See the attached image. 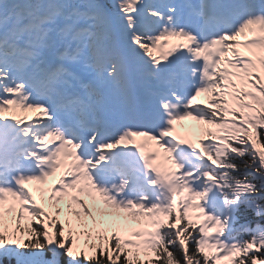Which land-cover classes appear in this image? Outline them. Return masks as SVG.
<instances>
[{
  "label": "snow or ice",
  "instance_id": "obj_1",
  "mask_svg": "<svg viewBox=\"0 0 264 264\" xmlns=\"http://www.w3.org/2000/svg\"><path fill=\"white\" fill-rule=\"evenodd\" d=\"M106 84L132 123L100 114ZM5 258L264 264V0H0Z\"/></svg>",
  "mask_w": 264,
  "mask_h": 264
},
{
  "label": "trees",
  "instance_id": "obj_2",
  "mask_svg": "<svg viewBox=\"0 0 264 264\" xmlns=\"http://www.w3.org/2000/svg\"><path fill=\"white\" fill-rule=\"evenodd\" d=\"M196 131H197V136H199L201 133H200V130H199V128H197L196 129ZM237 163H239V161H237ZM243 173V169H241V171L240 172H237V173H234V175H241ZM250 178V177H249ZM233 235H239V236H243V234L242 233H233ZM65 258H63V257H61V260L63 261ZM3 264H14V261H11V263H8V262H6V259H4V263Z\"/></svg>",
  "mask_w": 264,
  "mask_h": 264
},
{
  "label": "rangeland",
  "instance_id": "obj_3",
  "mask_svg": "<svg viewBox=\"0 0 264 264\" xmlns=\"http://www.w3.org/2000/svg\"><path fill=\"white\" fill-rule=\"evenodd\" d=\"M16 112H17V111H16ZM16 115L19 116V117H21V118H23V116H22L21 114H17V113H16ZM35 118H36V117H35V114L33 113V114L29 117L28 120H32V119H35ZM28 120H26V121H28ZM57 176H58V175H57ZM57 176H56V177H57ZM56 177L54 178V180L56 179ZM191 210H193V211L196 212V213L199 212L198 209H191ZM196 213H195V214H196Z\"/></svg>",
  "mask_w": 264,
  "mask_h": 264
}]
</instances>
